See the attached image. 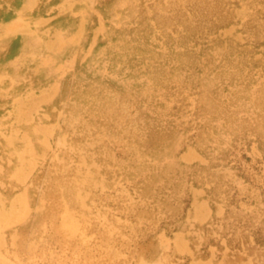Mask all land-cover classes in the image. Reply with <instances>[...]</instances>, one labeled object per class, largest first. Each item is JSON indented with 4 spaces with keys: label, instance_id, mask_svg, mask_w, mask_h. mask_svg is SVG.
Instances as JSON below:
<instances>
[{
    "label": "rangeland",
    "instance_id": "obj_1",
    "mask_svg": "<svg viewBox=\"0 0 264 264\" xmlns=\"http://www.w3.org/2000/svg\"><path fill=\"white\" fill-rule=\"evenodd\" d=\"M125 1L0 0V264H264V0Z\"/></svg>",
    "mask_w": 264,
    "mask_h": 264
},
{
    "label": "bare ground",
    "instance_id": "obj_2",
    "mask_svg": "<svg viewBox=\"0 0 264 264\" xmlns=\"http://www.w3.org/2000/svg\"><path fill=\"white\" fill-rule=\"evenodd\" d=\"M131 2H132V5L133 4H135V3H137L135 0H131ZM211 3H212V6H214L215 4H216V2L214 1V0H211ZM125 4H130V1H125ZM160 12V11H159ZM139 20H141V18H139ZM135 48V47H134ZM129 48L128 47H125V49H122V51H120V49H118L117 50V52H116V57H119L122 53H124V52H128L129 50H128ZM137 50H139V52L141 53V54H144V53H149L150 51H149V49H148V47L145 45V44H139V46L136 48ZM115 50V49H114ZM131 53V52H130ZM136 53H137V51H136ZM144 59V58H143ZM142 59V60H143ZM152 68V67H151ZM144 70V69H143ZM149 70V69H148ZM153 76H156V71H153ZM80 77V76H79ZM56 81V80H55ZM59 81V80H58ZM83 81V80H82ZM105 81V80H104ZM57 83V82H56ZM86 83V82H85ZM101 84V83H100ZM103 85V84H102ZM150 86H152V87H154L155 86V84L153 83L152 85L150 84ZM107 87V86H106ZM148 88V87H147ZM91 89V88H90ZM84 90V89H83ZM82 92V91H81ZM77 94V93H76ZM131 94V93H130ZM79 95V94H78ZM86 95V94H85ZM81 96V95H80ZM79 96V97H80ZM90 96V95H89ZM76 97V96H75ZM83 97V96H82ZM73 98V97H72ZM78 99V98H77ZM85 99V98H84ZM88 100V99H87ZM85 102V101H84ZM94 103V102H93ZM78 104V103H77ZM106 104V103H105ZM79 105V104H78ZM102 106H103V104H102ZM80 107V106H79ZM87 107V106H86ZM91 108H93V107H91ZM104 108V107H103ZM71 109V108H70ZM76 109H77V105H76ZM97 109V108H96ZM75 110V109H74ZM73 110V111H74ZM82 110H84V109H82ZM100 110H101V108H100ZM78 111V110H77ZM93 112V111H92ZM96 112V111H95ZM98 112V111H97ZM86 113V112H85ZM91 114H93V113H91ZM105 114V113H104ZM96 115V114H95ZM94 115V116H95ZM68 116H70V115H68ZM90 116V115H89ZM93 116V117H94ZM102 116V115H101ZM71 117V116H70ZM73 117V119H74V116H72ZM77 117V116H76ZM82 118V117H81ZM71 119V118H70ZM87 119V118H86ZM98 119V118H97ZM107 119H108V117H107ZM75 120V119H74ZM94 120V119H93ZM92 120V121H93ZM115 120V119H114ZM127 120H129V119H127ZM75 121H77V120H75ZM90 121V120H89ZM88 122V121H87ZM108 121H106V124L108 125V123H107ZM128 122V121H127ZM70 124H71V122H69ZM79 123V122H78ZM85 123V122H84ZM88 124V123H87ZM91 124H92V122H91ZM105 124V125H106ZM110 124V123H109ZM162 124V123H161ZM85 125V124H84ZM90 125V124H89ZM113 125V124H112ZM164 125V124H163ZM70 126V125H69ZM78 126H80V125H78ZM91 126V125H90ZM114 126V125H113ZM112 126V128H114ZM125 126V125H124ZM133 126V125H132ZM161 126V125H160ZM159 126V127H160ZM96 127V126H95ZM99 127V126H98ZM109 127V126H108ZM150 127V126H149ZM158 127V128H159ZM167 127V126H166ZM143 128V127H142ZM169 128V127H168ZM87 128H85V130H86ZM89 129V128H88ZM148 129V128H147ZM146 129V130H147ZM79 130V129H78ZM82 130V129H81ZM101 130V129H100ZM99 130V131H100ZM143 130V129H142ZM155 130V129H154ZM93 131V130H92ZM98 131V130H97ZM113 131V130H112ZM119 131V130H118ZM130 131V130H129ZM138 131V130H137ZM161 131H163V130H161ZM110 132V131H109ZM159 132V131H158ZM171 132V131H170ZM81 133V132H80ZM95 133V132H94ZM106 133H107V131H106ZM144 133H146V132H144ZM112 134V133H111ZM135 134V133H134ZM155 134H157V133H154V135ZM170 134V133H169ZM76 135V134H75ZM74 135V136H75ZM105 135V134H104ZM117 135V134H116ZM135 135H139V134H135ZM163 135V134H162ZM162 135H161V137H162ZM167 135V134H166ZM82 136V135H81ZM90 136V135H89ZM109 136V135H108ZM112 136V135H111ZM119 136V135H118ZM144 136V135H143ZM149 136V135H148ZM158 136H160V135H158ZM114 137V136H113ZM132 137V136H131ZM98 138V137H97ZM109 138V137H108ZM125 138H127V137H125ZM92 139V138H91ZM137 139V138H136ZM146 139V138H145ZM93 140V139H92ZM103 140V139H102ZM129 140V139H128ZM99 141V140H98ZM111 141V140H110ZM143 141V140H142ZM148 142V141H147ZM87 143V142H86ZM77 144V143H76ZM93 145V144H92ZM109 145V144H108ZM132 145V144H131ZM128 146V145H127ZM138 147V146H137ZM140 149V148H139ZM99 150V149H98ZM108 150V149H107ZM105 151V150H104ZM140 151V150H139ZM138 151V152H139ZM142 151V150H141ZM102 154V153H101ZM106 159V158H105ZM104 163V162H103ZM69 181V180H68ZM73 182V181H72ZM73 184V183H72ZM66 187V186H65ZM76 187V186H75ZM71 188V187H70ZM61 189V188H60ZM74 191H76V190H74ZM68 194V193H67ZM70 194V193H69ZM61 195V194H60ZM75 195V194H74ZM77 195V194H76ZM62 196V195H61ZM18 197H20V196H18ZM69 197V196H68ZM17 198V197H16ZM20 199V198H19ZM74 199V198H73ZM61 200V199H60ZM77 201V200H76ZM76 201H75V203H76ZM19 202V201H18ZM14 203V202H13ZM12 203V204H13ZM20 203V202H19ZM66 203V202H65ZM74 203V205H78V203L77 204H75ZM60 204V203H59ZM73 204V203H72ZM74 205H73V207H74ZM13 206H15V205H13ZM53 206V205H52ZM59 207V206H58ZM60 207H61V205H60ZM79 208V207H78ZM5 210V209H4ZM12 210V209H11ZM79 210V209H78ZM80 210H82V209H80ZM16 211V210H15ZM1 212V211H0ZM14 212V211H13ZM77 212V211H76ZM79 213V212H78ZM13 214V213H12ZM76 214V213H75ZM88 214V213H87ZM6 216V215H5ZM8 216V215H7ZM90 216V215H89ZM42 218V217H41ZM83 218H84V215H83ZM8 219V218H7ZM87 219V218H86ZM87 225V224H86ZM81 226H83V225H81ZM66 227V226H65ZM88 227H89V225H88ZM85 230V229H84ZM83 231V230H82ZM81 231V232H82ZM87 231V230H86ZM80 232V233H81ZM69 233V232H68ZM83 233V232H82ZM84 234H85V232H84ZM54 239V238H53ZM41 240V239H40ZM40 240H38L39 242H40ZM84 240V239H83ZM58 241V240H57ZM39 242H36V243H39ZM53 243V242H52ZM63 243V242H62ZM50 244V243H49ZM110 251V250H109Z\"/></svg>",
    "mask_w": 264,
    "mask_h": 264
}]
</instances>
